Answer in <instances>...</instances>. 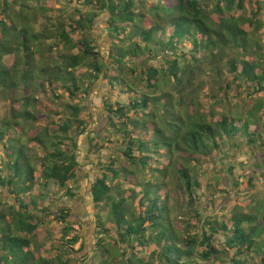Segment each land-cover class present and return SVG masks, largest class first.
Here are the masks:
<instances>
[{
    "label": "trees",
    "instance_id": "trees-1",
    "mask_svg": "<svg viewBox=\"0 0 264 264\" xmlns=\"http://www.w3.org/2000/svg\"><path fill=\"white\" fill-rule=\"evenodd\" d=\"M50 1L0 0V96L8 102V115L0 117L2 147L0 190L5 189L8 192L7 196L13 199V202L6 201L0 193V264H54L55 261L57 264H69L71 258L67 257L62 261L63 257L58 255L51 259L37 255L39 258L32 259L30 263L26 252L34 253L30 249L34 243L33 239L49 217L62 226L60 238L68 246H73L81 240L78 231L72 227L76 223L68 219L71 216V209L63 207L52 211L46 202L49 201V194H54L55 190L63 196H75L76 193L68 184L81 172L80 162L77 159L78 138L88 131L93 122L92 116L84 120L81 117L83 106L77 103L67 104L65 110L68 115L66 114L63 121L51 122L55 125L52 132H49L46 126L31 134L29 127L31 125L32 129L35 128L38 120L36 111L40 102L37 94L42 93L41 90L46 85L53 90L52 92L55 91L54 89H62L61 93L56 95L57 99L62 98L63 91L67 92L69 100H76L80 98L79 92L82 90L85 95H88L91 86L101 73L110 88L114 89L118 84L121 92L129 96V100L126 105L121 104V100L109 102L107 100L110 98L109 94H105L102 110L110 125L109 128L112 127L116 134L121 135L118 143L122 146L117 155L116 153L110 155L99 167L100 175L96 176L90 185L95 209L108 208V213L104 216L105 220H108L106 217L109 214L112 217L109 219L113 222L116 217L118 221L125 219L124 212L121 214L119 210L122 199L113 203L110 199H117L118 193L115 192L113 197L111 191L115 190L112 187H116L118 177L122 175L125 182L132 180L131 177L135 171L128 170V166L142 173L150 171L155 173L154 181L160 174L169 180L163 183L165 186L163 188H159L157 184H153L155 187L151 188L147 186L151 181H145V177L142 178L138 185L140 193L137 210L134 205L125 208L130 220L122 227L119 222H114L118 227V237L112 238L114 244L127 241L129 245L128 249L123 247V250H119L120 254L124 253L123 257L131 252L126 264H134L131 257H137L136 247L138 246L139 252L142 253L141 248L149 242L157 248L151 257L158 258L160 264H193L197 257L208 261L212 256L223 261V256L230 252L234 255L228 256L227 264H246V257L251 252L260 254L263 258L264 239L261 238L264 233V214L261 219H258L252 217L251 212H243L242 218H233L229 228L226 225L228 219L219 220L214 216L216 225L206 226L200 217L204 209L201 206L198 207V203L202 202V196L198 192L199 180L197 176L191 175L192 167L171 158L167 161L163 173L162 170L160 172L152 167L150 163L151 154L161 157L162 154L158 156L160 152L157 151L161 141L163 144L167 143L169 147L175 143L178 152L184 157L196 158L200 155L208 156L213 151L217 152L220 148L218 142L223 137L240 136L244 126L248 133L247 121L243 120L240 126H233V116L227 113L222 114L214 123L207 121L203 112H196L194 109V105L198 104L194 94L199 89L196 83L198 78L201 75L210 74L213 75L214 83L218 85L217 89L222 95L219 103L230 91L234 98L244 96L243 87L249 97L260 92L264 93V52L257 54L259 60L246 59L247 55L250 56L252 53L249 51V32L243 28V25L247 24L253 32L257 33L264 27L261 14L263 3L260 0H250L254 9L250 16L246 17L244 14L246 0H86L88 10L85 11L77 7L70 8L68 4L72 0H64L63 4L68 5L64 6L71 10L68 12L62 8L60 15L51 13ZM7 11H10L9 14ZM48 11L50 14L47 13ZM238 11H241V14L236 15ZM28 12L39 13L36 17L43 18L42 29L45 28L50 32V35L44 33L45 40H40L38 43L39 51H35L32 46L27 47L26 43L29 40L26 33L28 32L16 27V19L22 21L30 19ZM12 13L14 16H11ZM102 14H106V31L110 39V44L105 50L108 60L105 59V52L103 53L92 39L87 40L82 36L88 29L92 30L96 19ZM166 26L172 30L164 38L160 34L165 31ZM77 33L82 35L79 37L77 35L78 39H75L74 35ZM37 38L33 35V39ZM135 39L138 40L133 41ZM59 43L68 53L60 52L59 56L54 58L50 54L54 49H60ZM185 45H189L190 48L186 51L179 49L180 46ZM73 49H77V53H72ZM161 51L167 52V55H164L165 66L156 67L146 63L138 70L132 68L129 71L135 72L140 80H145L146 87L150 90L157 87L160 79L172 82L176 95L174 101L171 93L163 95L162 92L156 96L139 94L122 79L125 63L133 64V60L146 55L155 54L156 57V54ZM227 51H233V54L227 55ZM7 55L14 57L10 67L2 64V58ZM45 55L54 58L47 66L40 63ZM224 57H228L225 62ZM97 58H103L104 61L98 62ZM80 67H86L89 71L74 74V71ZM108 72H110L109 77L106 75ZM224 72L232 75V86L224 83ZM42 76L45 78L42 79ZM38 80L42 81L38 82ZM85 81L90 83H84ZM241 86H243L242 89H240ZM211 96L217 98V95ZM185 104L192 108L191 113L170 114V111L174 109L173 105ZM259 110L262 113L260 117H264V107ZM184 116H188L186 121L182 120ZM169 118L180 119L181 123L177 125L178 133L172 131L173 127L168 122ZM229 119L231 125H229ZM259 127L263 125L260 124ZM169 131L174 133L171 140H168ZM107 134L98 135L95 132L89 137L88 151L98 154L105 146ZM253 135L254 133H249L245 141L247 147L255 142ZM98 136H101L100 140ZM91 142L95 143L91 145ZM34 146L42 151L41 155L31 153L29 156L26 153L25 149L33 150ZM12 153L15 155L13 162L8 158ZM118 156L124 157L128 166L124 164L120 167L116 166ZM35 160L38 163H34ZM37 164H39V173ZM233 170L232 165L227 168L231 175ZM174 175L178 176L180 181L181 197L188 199L192 217L184 221L187 224L184 229L186 236L183 239L186 247L181 249L179 246L184 251L186 260L174 251L171 238L163 235V215L169 216V221L174 219L172 217L174 207L168 203L169 210L166 214L165 205L163 210L160 208L159 198L164 191L166 194L163 201H167L169 196L167 191L170 189ZM135 183V180H132L133 186ZM248 184H253L252 179L248 180ZM31 191L35 193L33 195L37 199L32 198ZM152 193L156 197L151 198ZM136 211L137 214H135ZM45 213L47 215H44ZM97 215L100 214L95 210V218ZM95 222L99 235L96 245L104 246L103 241L108 229L103 221L99 222L96 218ZM218 234L224 236L225 249L223 250L217 249L213 243L214 236ZM260 239L261 242H258ZM51 248L56 249L54 245H51ZM84 248L85 244L80 243L79 252ZM141 263L142 261H139V264Z\"/></svg>",
    "mask_w": 264,
    "mask_h": 264
},
{
    "label": "rangeland",
    "instance_id": "rangeland-1",
    "mask_svg": "<svg viewBox=\"0 0 264 264\" xmlns=\"http://www.w3.org/2000/svg\"><path fill=\"white\" fill-rule=\"evenodd\" d=\"M250 0H246L245 2V12L244 14L246 17L250 16L252 9V5L249 2ZM263 7V21H264V0H260ZM51 7L53 15H60L61 9L65 8V11H70V8H76L80 9L82 11L88 10V6L86 4V0H72V2L68 5H70V8L67 7V4H63L64 0H61L60 2H57L56 0H51ZM46 4V3H45ZM47 5V4H46ZM64 5H67L66 7ZM162 6V5H160ZM64 10V9H63ZM10 11H7V14H9ZM26 12V11H25ZM14 13V12H13ZM13 13L11 16H14ZM50 14V11L47 12ZM27 13H25L26 15ZM28 18L27 20H18L16 19V27L18 29H25L27 31V41L26 45L27 47H31L35 51H39L38 48H40V45L38 44L40 40H45V34L50 35V32L47 31V29L43 28L41 24L43 23L42 17H37L39 13L35 12H28ZM241 14V11L236 12V15ZM33 15V16H32ZM64 15V13H63ZM68 26V25H67ZM69 27V26H68ZM244 30L249 32V51L252 53V55L246 57L248 60H259L257 54L259 52H264V27L259 32H253L250 27H248L247 24L243 25ZM172 28L167 27L164 32H161V36L166 38L168 34L171 33ZM20 31V30H19ZM22 32V30H21ZM19 33V35L21 34ZM45 33V34H44ZM164 33V36H163ZM33 35H36L38 38V42L33 39ZM77 35L81 36L82 34H75V39L77 38ZM8 36V35H7ZM87 40L93 41L95 45H97L101 50H103V53L105 52L106 48L110 44V39L107 36L106 31V14L100 15L92 27V30L88 29L83 33V35ZM138 39H135L133 41H137ZM60 49L53 50L50 56L56 58L59 56L60 52H66L67 50L62 49V44L59 43ZM259 45V46H258ZM45 47V45L43 44ZM190 48L189 45H185L184 47H179L181 50H188ZM77 49H73L72 53H77ZM71 52V51H70ZM167 52L161 51L159 53L153 55H146L141 57L140 59L133 60V64H127L123 66V72H122V79L126 82L131 89H134L135 91L139 92V94H147L149 96H156L163 92V95L165 93H171L173 101L175 98V91H174V85L172 82L164 81L162 79L159 80L157 87L154 88V90L148 89L147 82L145 80H140L139 76L133 72L131 73L130 69H136L138 70L141 65H145L146 63L156 66V67H162L165 66L164 64V55ZM180 53V51L178 52ZM38 54V53H37ZM199 54V53H198ZM197 54V55H198ZM233 54V51H227V55ZM256 54V56L254 55ZM263 54V53H262ZM105 59L107 58V53L105 52ZM37 56V55H36ZM49 55H45L40 63L44 66H47L51 61L54 60V58L48 57ZM13 55H7L2 58V64L6 65L7 67H10L13 64ZM228 57H224V62L226 61ZM98 62H103V58H97ZM106 63L109 64V62ZM54 63V62H53ZM264 65V62H263ZM40 71V70H39ZM77 71V72H76ZM76 71H74V74H80L86 73L89 71L86 67H80ZM86 75V74H85ZM106 75L109 77L110 72L106 73ZM224 83H227L230 86L233 85L232 83V75H228L227 72H224ZM98 79L94 82V84L91 86V89L88 93V95H85L83 93V90L79 92V99L76 100H69L67 97V92H63L62 98H56V95L60 94L62 89H54L55 91L52 92L51 88L46 85L37 95L39 96L40 102L38 103V109L36 111V115L38 116V120L36 122L35 128L32 129V126L30 125V133L34 134L39 129H43L44 127H48V131L52 132L55 128V125L51 124L52 121L60 122L65 119V117L68 115L66 112L65 105L67 104H79L83 106V112L82 116L84 120H88L89 116H92V124L89 127L88 131L83 134L80 138V142H78V152H77V159L80 162L81 169L77 175V178L74 181L69 182V187L73 189V191L76 193L75 196H63L61 195L58 190H55V193L49 194V201L46 202V205H50V209L52 211H57L59 208L63 207H72L71 208V216L68 218L70 221H74L76 224H74L72 227L78 231L79 235L81 236V240L77 242L73 246H68L65 241L61 240V233L60 230L62 228L61 225L54 222L52 217H49L47 222H44V224L40 227V229L37 231L34 239L33 244L31 245L30 249L34 253L26 252V255L29 256V261L31 263L32 259L37 260L39 257L37 255H41L43 257L47 258H56V255L63 257L62 261H64L67 257L71 258L69 260V264H126L127 259L129 256H131V252H129L127 255H124V253L120 254L119 250H123V247H126L128 249L127 241L118 242L117 244H114V241L112 238L118 237V227L115 225V221L119 222L121 224V227L125 225L127 222H129V215L126 214L125 208H130L134 205L135 209L138 204V196L140 193L139 190V181L142 180V178L145 179V181H151L147 184L148 187H155L153 184L159 185V188L165 187L163 185L164 182H168L167 178H163V176L160 174L158 178L154 181V177L156 176L155 173L150 172H144L142 173L139 170H135L134 167H130L126 164V159L124 157H117L118 162L116 166L120 167V165H126L128 166V170L135 171L134 175H132L131 179L135 180V186L132 184V180H127L128 182H125L122 178V175L117 178L115 184L118 190L116 191V187H112L115 190L111 191V196H115V192L118 193L117 199H110V201L113 203L114 201H118L120 198L121 206H119V210L121 214L124 212L125 219L122 218L120 221L114 218V222L110 219L112 217L110 214L106 217L108 220H105V215L108 213V208H100L97 207L95 209L91 198L90 193V183L93 182L94 178L96 176L100 175L99 167L107 161V158L110 155H113L120 149V145L118 143V140L121 139V135L119 133L116 134L115 129L110 127L105 113L100 116L99 113L102 110V105L105 100V94H109V97L107 100L109 102H116L117 100H121V104H128L129 96L127 94L122 93L120 90V86L117 84L115 88H110L106 78H104L103 73L98 75ZM213 75H201L198 80L197 84L199 85V89L195 91L194 97L197 98V103L194 105L195 111L203 112L207 118V121H210L214 123L220 117L222 114L227 113L229 116H233V126H240L242 125V121H247L248 124L257 123L259 126L263 125L264 128V119H262L260 116H258L257 111L258 109H261L264 107V96H260L258 94H254L253 96L247 95V93L244 90V87L241 86L240 89L243 87V94L244 96H237V98H234L232 96V92H228L227 97H225L221 103V92L218 91L217 87L218 85L214 83ZM45 78L42 76V79ZM91 81L93 79H90ZM42 81V80H38ZM84 83H90V81H85ZM223 83V84H224ZM26 84V83H25ZM35 84V83H34ZM118 92V94H116ZM245 92V93H244ZM81 95V96H80ZM211 95H217V98H213ZM263 95V94H262ZM23 96V94H22ZM27 96V95H26ZM118 96V97H117ZM134 95H132L133 97ZM34 97V96H33ZM36 97V96H35ZM213 98V99H212ZM131 99V98H130ZM106 100V101H107ZM174 109L170 111V114L178 113L179 115H184L185 112L191 113L192 108L187 107V105H178L174 106ZM164 108V107H163ZM8 102L3 99L2 96H0V117H5L8 115ZM103 111V110H102ZM211 111V112H209ZM67 114V115H66ZM174 115V114H173ZM176 118V117H175ZM188 116L182 117L183 121H186ZM157 121H159L157 119ZM170 126H172V131L175 133L179 132V129L177 125L181 123L180 119H171L168 120ZM230 122V119L228 120ZM175 124V125H174ZM231 125V122L229 123ZM26 127V126H25ZM24 127V128H25ZM27 129V128H26ZM32 129V131H31ZM95 131L98 135H104L107 134L106 139L104 143V148L99 151L96 155H89V151L85 152L86 149L83 148V143L86 142V139L93 136L95 132L92 133V131ZM246 126L243 127L242 132H240V136L237 137H231V138H222L218 144L220 146L219 150L213 151L208 156H197L196 158H192V156H186L180 154L177 150V146L175 143L172 147H169L167 143L163 144L161 141L160 144H158V150L160 153L156 157L151 154L150 163L152 164V167L155 169H158L160 172L161 170L165 171L167 166V161L171 158L180 161L179 163L184 165H189L192 167L191 169V175L197 176V179L199 180L200 188L198 190L199 194L202 196V202L198 203V207L201 206L202 209H204L201 212V218L203 219L206 226H212L216 225L215 220H213V217H217L218 212H223V210H227V213L225 212V219H228L226 221V225L229 228V223L233 220L235 217L242 218L243 211L252 213V217H256L258 219H261L262 215L264 214V182L261 183L260 180H258V177L256 175V172L253 173V179L252 182L253 187L248 184V177L251 174V172L247 169L250 167L252 169V166L254 161H256L254 157V153L249 150H246L247 145L245 141L249 137V135L246 133ZM22 133L20 134L21 137ZM174 133L169 131V137L168 140H171ZM87 137V138H86ZM218 137V136H217ZM23 138V137H22ZM101 136H98V140H100ZM82 140V141H81ZM89 140V139H88ZM111 142H108L110 141ZM95 142H91V145H93ZM89 144V141L87 142V145ZM233 144V145H232ZM93 147V146H92ZM0 145V150H1ZM226 148L230 149L231 151L225 152ZM26 153L30 156L31 153L34 155H41L42 151L35 147L30 150L25 149ZM244 151H247L246 153ZM11 152V151H10ZM41 152V153H40ZM244 159L242 158L243 156ZM91 156V157H90ZM154 157V158H153ZM194 157V156H193ZM4 158L7 159V156L4 155ZM10 160L13 162L15 159V155L10 154ZM36 158V157H35ZM243 159V160H242ZM246 161V164H243V162ZM34 163H38L37 160L34 161ZM242 163V164H240ZM227 164H235L234 168L238 169V172H244V174L240 173L239 175L243 180H238L236 177H233L231 181H227V178L223 176V174H220V172H225V167ZM106 165L104 164V167ZM37 172L39 173V164H37ZM254 170V169H253ZM230 172V171H229ZM248 172V173H247ZM125 173H123L124 175ZM173 182L170 184V189H168V198L167 201H163L165 198V192L162 191L161 194L162 197L159 198V204L160 208L163 210L165 205V211L166 214L168 213V203L169 205L173 206L172 208V219L169 221V216L163 215V235L165 234L166 237L171 238V244H173L174 251L178 254H180L183 257V260H186V255L184 251L181 249L185 248L183 239L185 238L186 234L184 233V229L186 228L187 224L184 222L185 220H189L192 217L190 216L189 207H188V199L181 197V191L182 189L179 186V179L178 176H173ZM111 184V182H110ZM142 186V185H141ZM169 187V183L167 184V188ZM16 188V187H15ZM14 188V190H15ZM36 189V188H35ZM140 189H143V186L140 187ZM139 192H136V191ZM81 192V193H80ZM0 193H2L4 199L6 201L13 202L12 197L7 196L8 192H6L5 189L0 190ZM32 193V191H31ZM87 193V194H86ZM35 193H32V198L37 199L34 195ZM113 194V195H112ZM117 195V194H116ZM38 196V195H36ZM156 197L154 193L151 194V198ZM134 202V203H133ZM49 203V204H48ZM95 210L98 214L97 220L103 221L105 224L104 226L108 229V233L106 235L104 242V246L96 245L98 244V237L96 226H95ZM137 210V209H136ZM82 214V215H81ZM137 214V211L135 212ZM44 215H47L46 213ZM43 215V216H44ZM191 217V218H190ZM214 217V219H216ZM110 218V219H109ZM218 219V218H217ZM105 220V221H104ZM184 222V223H183ZM78 223V224H77ZM231 224V223H230ZM199 225V224H197ZM245 228H248V226H244ZM120 236V235H119ZM264 236V233H263ZM179 237V239L177 238ZM81 241L85 244L84 250L79 252V246ZM221 237L218 238L217 243V249H221L220 245L222 243ZM51 245H54L56 249L51 248ZM164 245V243H163ZM181 249H180V247ZM136 247V246H135ZM138 247V246H137ZM136 247V256L137 257H131L132 262L134 264H139V261H142L141 264H160V261H158V258L153 259L151 257V254L153 251H157V248L152 243H147L144 248H141L142 253L139 252L138 248ZM196 251H199V249ZM183 252V254H182ZM140 253V254H139ZM37 258V259H36ZM226 259L224 258L223 261H220V258H217L215 256H212L208 261L201 260L199 257L195 258V263L193 264H227ZM224 262V263H223ZM54 264H57L56 261Z\"/></svg>",
    "mask_w": 264,
    "mask_h": 264
},
{
    "label": "crops",
    "instance_id": "crops-1",
    "mask_svg": "<svg viewBox=\"0 0 264 264\" xmlns=\"http://www.w3.org/2000/svg\"><path fill=\"white\" fill-rule=\"evenodd\" d=\"M263 95H262V94ZM261 94V95H260ZM258 95H260L261 97L262 96H264V93L263 92H260V93H258ZM255 96V95H254ZM102 109H103V107H102ZM101 113H99V115L102 117V116H104V115H102L103 113H104V111H100ZM103 112V113H102ZM257 114H258V116H261V111L259 110V111H257ZM262 119H264V117L262 116ZM249 133H254V135L253 136H255L254 138H255V142L253 143V144H251L250 146H248L249 147V150H251L253 153H254V157H255V159H256V161H254V163H253V165L254 166H252V169L250 168V167H248L247 169L251 172V174L249 175V177H248V179L249 178H253V173H255L256 172V175H257V177H258V180H260L261 181V183L262 182H264V128L263 127H259L256 123H253V124H249L248 125V135H249ZM251 135V134H250ZM83 136V135H82ZM81 137V136H80ZM79 137V138H80ZM87 138V137H86ZM89 139V138H88ZM88 139H86V142L85 143H83V148L84 149H86V151L85 152H88V150H89V148H90V146H89V144L87 145V142L89 141ZM82 141V140H81ZM78 142H80V139L78 140ZM79 144V143H78ZM248 147L246 148V150H248ZM229 151H231L230 149H228V148H226V150H225V152H229ZM245 153L247 152V151H244ZM89 155H96V154H93V153H90L89 152ZM91 157V156H90ZM244 157H247L246 155L245 156H243L242 158L244 159ZM242 159V160H243ZM247 162L246 161H244L243 162V164H246ZM240 164H242V163H240ZM229 166H231V164H227V166L225 167V172H220V174H223V176L225 177V178H227V181H231V179H233V177H236V179H238V180H243L242 178H241V176L239 175L240 173L242 174H244V172H238V169L237 168H234V170H233V175H231L228 171H227V168L229 167ZM233 167L235 166V164H233L232 165ZM254 169V170H253ZM248 173V172H247ZM253 180V179H252ZM90 185H91V183H90ZM90 189V188H89ZM81 193V192H80ZM87 194V193H86ZM91 200H92V198H90ZM68 208H70V207H68ZM72 208V207H71ZM70 208V209H71ZM227 211H228V209L225 211V210H223V212H218L217 213V218L219 219V220H221V219H225V212L227 213ZM244 212V211H243ZM244 213H248V212H244ZM82 215V214H81ZM219 237H221V239H222V243H221V245H220V247H221V249H225L224 248V246H223V244H224V236H223V234H218V235H215L214 236V241H213V243H214V245H215V247H217V241H218V238ZM261 239H264V236H262V238ZM261 239L258 241V242H261ZM83 241H81V243H82ZM234 255V253L233 252H230L229 254H226L225 256H223L225 259H226V261H227V259H228V256L229 257H231V256H233ZM247 258V262H246V264H264V256H263V258H262V255H260V254H255L254 252H251L250 253V255L249 256H247L246 257ZM226 261H224V262H226Z\"/></svg>",
    "mask_w": 264,
    "mask_h": 264
}]
</instances>
